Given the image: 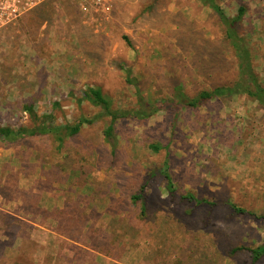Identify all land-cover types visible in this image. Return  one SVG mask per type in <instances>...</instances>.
<instances>
[{
	"label": "rangeland",
	"instance_id": "rangeland-1",
	"mask_svg": "<svg viewBox=\"0 0 264 264\" xmlns=\"http://www.w3.org/2000/svg\"><path fill=\"white\" fill-rule=\"evenodd\" d=\"M217 1L230 16L246 7L240 33L264 83V0ZM110 3L102 11L44 7L45 12L23 15L0 33V125L30 126L25 110L30 105L38 115L53 114L59 125L92 118L99 108L78 103L88 87L101 88L115 107H137L135 87L125 81L127 70L147 101L171 100L178 84L194 95L237 77L218 18L199 0ZM107 123L100 119L86 125L68 140V155L53 166L40 162L32 141L0 142V220L3 215L20 220L15 240L9 232L17 226L7 228L0 221L6 248L0 264L251 263L247 251L235 259L221 252L263 244L264 220L232 217L220 204L204 225L206 209L187 216L170 200L160 176L146 189L149 221L139 241L125 246L114 237L122 225L111 214L130 211L122 200L128 202L162 166L166 152L150 148L160 144L169 148L179 196L193 192L212 202L228 199L264 215V109L257 102L237 95L195 110L170 104L147 120L121 121L115 156L104 139ZM54 167L61 182L47 176ZM77 167L88 174L83 187L74 181ZM107 237H112L110 245L120 243L125 250L119 258L92 246Z\"/></svg>",
	"mask_w": 264,
	"mask_h": 264
},
{
	"label": "trees",
	"instance_id": "trees-1",
	"mask_svg": "<svg viewBox=\"0 0 264 264\" xmlns=\"http://www.w3.org/2000/svg\"><path fill=\"white\" fill-rule=\"evenodd\" d=\"M199 3L202 7H208L211 9L218 18L219 28L224 32V41L227 43L229 51L233 54L237 62L238 73L234 80H230L228 83L212 86L211 88H203L194 95L187 93L184 86L178 84L174 88L171 100L167 98L159 101H147L141 90L138 79L133 76L131 70H127L125 81L128 85H133L135 87V103L137 107H115L113 100L107 96L101 88L88 87L83 90L81 99L78 103L81 104L87 102L91 106L99 108V113L95 114L94 117H81L74 123L59 125L55 124L53 114L38 115L34 111L32 105L25 106V110L32 119V124L30 126H20L17 128L0 125V142L12 145H22L28 144L29 141H32L36 145L34 148L32 147L33 151L37 153V158L40 162L53 166V163L62 161L66 155H68V140L81 134L86 125H91L100 119H107L108 121L103 134L105 142L111 145V154L115 156L117 152L116 128L121 121H127L132 118L147 120L164 107L167 106L168 108L170 104H178L184 108L195 110L200 109L211 102H219L224 98L245 95L254 102H257L264 109V83L256 72L254 56L251 48L248 47L245 38L242 37L240 33L241 23L247 12L246 7L241 6L236 16H230L217 0H199ZM54 5H56L54 4V1H49L32 9L28 13L36 10L42 13V11L45 12V10L41 8ZM66 5L76 7L75 5ZM28 13H26L25 16H27ZM22 19L23 17L20 18V20ZM150 148L156 153L163 150L166 152L162 166L158 170H153L149 174L145 183L139 188L137 193H134L129 197L128 202H126L125 199L122 200L123 202L120 201L125 203L127 208L130 205V211L125 209L126 213L123 214V216L117 214V212L111 214V217H113L112 219H116V217L119 218L117 222L122 225L118 234H115L114 237L122 240L125 246H128L127 241L130 245L132 241L136 239L139 241L142 227L149 221V218H147L149 211V198L146 189L149 181L156 176L163 178V181L166 182L165 189L170 200L184 208V212L187 216H193L198 209H206V213L202 218L204 225L211 223L213 210L220 204L227 206L228 209L232 211V217L245 215L256 220H264V215H259L255 211L228 199L221 203L212 202L205 198H198L193 192H187L179 196L177 194L178 190L176 182L171 171L172 168L168 146L152 144L150 145ZM58 169L59 168L54 167V170L47 175L48 178L52 179L54 182L62 181V174H60ZM75 171H79L74 174L78 175L74 178L75 184L80 187L85 186L86 183H88V174L84 172L82 167H77ZM113 201L114 199L111 200V203ZM131 206L137 207V211H134ZM110 207H113L112 204ZM0 221H2L7 228H12L13 226H17L15 223H20V220H17L10 215H3V219ZM1 230L2 229L0 228V231ZM5 231L7 232V230ZM18 231L19 228L17 226V229L14 232H9L14 240L17 237L16 233H18ZM111 238L112 237L104 238L100 246L93 244L92 246L96 248L97 252H100L106 257L119 258L121 253H124L125 250L122 249V246L120 248V243L114 246L110 245ZM2 246H4V241L0 238V261L3 260L6 253V248H3ZM244 251L250 253V264L264 263V243L254 247L237 246L223 248L221 253L225 258L235 259L237 254ZM206 257L207 256L203 254L202 258L206 259Z\"/></svg>",
	"mask_w": 264,
	"mask_h": 264
},
{
	"label": "built area",
	"instance_id": "built-area-1",
	"mask_svg": "<svg viewBox=\"0 0 264 264\" xmlns=\"http://www.w3.org/2000/svg\"><path fill=\"white\" fill-rule=\"evenodd\" d=\"M49 1L76 7L100 10L110 6V0H0V33L13 26L23 15Z\"/></svg>",
	"mask_w": 264,
	"mask_h": 264
}]
</instances>
